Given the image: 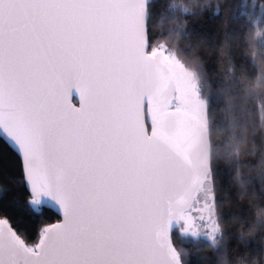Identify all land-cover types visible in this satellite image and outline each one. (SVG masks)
I'll list each match as a JSON object with an SVG mask.
<instances>
[{"label":"snow or ice","instance_id":"1","mask_svg":"<svg viewBox=\"0 0 264 264\" xmlns=\"http://www.w3.org/2000/svg\"><path fill=\"white\" fill-rule=\"evenodd\" d=\"M147 59L128 0H0V140L29 207L62 217L35 244L0 219V264H173L145 143ZM149 103L151 136L169 140Z\"/></svg>","mask_w":264,"mask_h":264},{"label":"trees","instance_id":"2","mask_svg":"<svg viewBox=\"0 0 264 264\" xmlns=\"http://www.w3.org/2000/svg\"><path fill=\"white\" fill-rule=\"evenodd\" d=\"M147 35L150 51L164 50L191 75L195 98L180 94L173 106L202 102L209 134L210 174L194 201L205 207L202 232L181 224L170 232L180 262L264 264V0H150ZM21 175L0 140V218L35 244L59 218L29 207Z\"/></svg>","mask_w":264,"mask_h":264},{"label":"water","instance_id":"3","mask_svg":"<svg viewBox=\"0 0 264 264\" xmlns=\"http://www.w3.org/2000/svg\"><path fill=\"white\" fill-rule=\"evenodd\" d=\"M149 2L150 0H128L133 27L148 56L147 71L143 78L144 118L149 131V139L145 143L152 147L160 180L166 190V199L156 220V227L160 230L167 229V245L175 253L173 264H182L172 245L170 232L173 226L179 225L183 214L190 210L208 180L209 134L206 125L198 117V113L203 111L202 102L196 100L194 108L189 110L173 106L177 97L183 93L193 100L194 89L190 84L185 89L183 81L176 78L173 62L164 50L150 51L147 35ZM149 97L159 104L169 140L158 141L151 136ZM39 207L53 211L59 218L58 221L62 218L51 204Z\"/></svg>","mask_w":264,"mask_h":264},{"label":"rangeland","instance_id":"4","mask_svg":"<svg viewBox=\"0 0 264 264\" xmlns=\"http://www.w3.org/2000/svg\"><path fill=\"white\" fill-rule=\"evenodd\" d=\"M171 61L173 62V65L177 71L176 72V78L179 81L181 80V82L183 81V83L186 85L185 86V89H186L188 84L193 83L191 75L188 72H186L185 70L181 69L180 66L175 64L176 61H173L172 59H171ZM179 88H180V86H179ZM189 113H191V112H189ZM198 202H200V203H197V204L193 203V205H192L194 207V204H195L196 209L192 212L188 211L185 214H183L182 219L179 223V224L185 226V229L189 232H194V233L202 232V228L199 227L197 220L204 217L205 207L203 206V204L200 200H198ZM192 206H191V208H192Z\"/></svg>","mask_w":264,"mask_h":264}]
</instances>
